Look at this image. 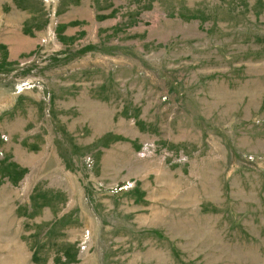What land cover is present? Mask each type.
<instances>
[{
    "label": "rangeland",
    "instance_id": "obj_1",
    "mask_svg": "<svg viewBox=\"0 0 264 264\" xmlns=\"http://www.w3.org/2000/svg\"><path fill=\"white\" fill-rule=\"evenodd\" d=\"M0 264H264V0H0Z\"/></svg>",
    "mask_w": 264,
    "mask_h": 264
}]
</instances>
